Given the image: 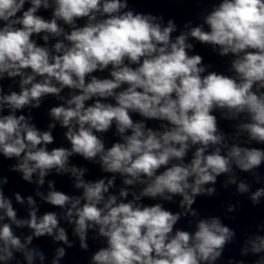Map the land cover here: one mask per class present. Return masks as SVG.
Listing matches in <instances>:
<instances>
[{
    "label": "clouds",
    "instance_id": "clouds-1",
    "mask_svg": "<svg viewBox=\"0 0 264 264\" xmlns=\"http://www.w3.org/2000/svg\"><path fill=\"white\" fill-rule=\"evenodd\" d=\"M40 9H51V18L38 14ZM164 20L162 14L135 11L129 0H0V81L19 78L18 91L5 93L0 84V154L16 159L10 171L24 181L43 186L55 171L69 174L81 190L69 195L49 180L47 194L36 191L46 204L62 209V216L56 211L38 216L33 196L15 193L16 203L26 199L29 206L28 218L18 219L5 195L8 177L0 176L2 264H45L34 238L51 237L72 248L62 220L72 225L82 250L89 249L90 230L97 233L93 239L105 238L91 264H214L236 232L218 216L198 219L195 231L176 228L182 216L199 215L192 207L196 197L213 196L216 188L206 185L228 174L224 188L236 185L238 194L260 205L264 186L252 191L246 181L238 182L234 168L260 184L256 169L264 165V148L229 145L213 113L226 110V120L246 117L236 135L247 133L245 144L264 145V0H221L204 24L185 22L189 30L175 39L178 25L167 19L163 26ZM189 37L218 46L221 57L231 53L234 75L205 74L202 56L189 55ZM106 70V77L95 74ZM65 90L67 97L61 95ZM48 96L63 103L49 109L54 122L42 131L24 109L40 108ZM151 121L159 127L149 126ZM55 122L67 129L70 147L48 148ZM113 128L119 139L106 146L103 137ZM73 156L107 175L86 180L88 169L72 165ZM117 175L125 186H142L139 194L129 200L123 187L118 200L111 191ZM176 196L183 211L175 213L162 203L141 202L145 197L172 202ZM236 208L229 204L227 212ZM13 226L31 233L22 238ZM256 231L264 232V222ZM249 253L259 256L255 264H264L259 255L264 235L244 239L241 255ZM66 255L65 247H57L51 264Z\"/></svg>",
    "mask_w": 264,
    "mask_h": 264
}]
</instances>
